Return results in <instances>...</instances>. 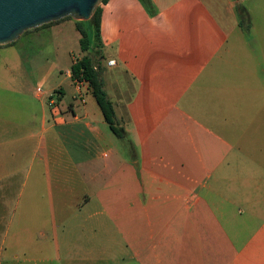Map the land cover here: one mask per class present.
Returning a JSON list of instances; mask_svg holds the SVG:
<instances>
[{"label": "crops", "instance_id": "0c3cea01", "mask_svg": "<svg viewBox=\"0 0 264 264\" xmlns=\"http://www.w3.org/2000/svg\"><path fill=\"white\" fill-rule=\"evenodd\" d=\"M150 1L154 16L139 0L100 4L105 64L132 83L109 101L134 161L88 86L68 71L71 102L60 85L36 88L31 100L20 68L33 80L29 60L15 42L0 46V95L15 96L0 98V227L15 224L26 244L39 241L34 233L50 241L27 262L264 264V121L248 133L231 121L247 114L252 94L221 57V10L216 0L215 10L205 0ZM64 23L22 35L39 39Z\"/></svg>", "mask_w": 264, "mask_h": 264}, {"label": "rangeland", "instance_id": "374dc122", "mask_svg": "<svg viewBox=\"0 0 264 264\" xmlns=\"http://www.w3.org/2000/svg\"><path fill=\"white\" fill-rule=\"evenodd\" d=\"M205 1H208V4H210L214 10L216 9V6L212 5L211 1ZM216 1V5L221 10V13L217 12V14H219V20L228 33V43L225 50L221 52V57L227 59L231 64L236 66L237 88L241 89V92L246 88L252 94V98L247 99V102H251V107L247 109V114L235 112L231 114V121L246 128L245 130H247L248 133L253 128L255 131L260 126L261 122L264 121V115L260 112L264 104V0ZM237 6H243L247 10L249 21L248 29L245 28L247 19L244 14L240 16L237 13ZM240 18L243 21V26L241 27L238 25V22L241 20ZM59 22L65 23L62 24L59 29L55 30L52 35L41 36L39 39L36 38L34 40H29L28 37L22 35L15 41L24 59L29 60V69L33 71L31 76L34 78L31 80L26 75L27 73L24 66H20L21 74L23 78H26V83L23 84V92L28 94L29 98L34 95L36 88L44 91L47 86L53 88L59 85L62 86V88L66 90V95L63 99L65 103L71 102V98L75 94V86L71 83L72 81L67 76V72L73 61L82 58L84 55H88V53L80 50V35L75 29V21L66 19ZM82 27L87 37L92 38L90 23L88 21H83ZM12 53L13 51H9L7 57L14 59ZM4 56H6V54L1 53L0 74L2 73L1 66L3 65ZM97 62L101 68V79L105 91L108 94V99L116 103L115 99L117 97L124 99L128 96L130 91L129 88L132 83H128L124 73H122V71L115 72L107 68L105 58H97ZM240 68L246 70V76H244ZM230 70H232V68H227L222 74L225 76L224 79L231 82L232 78L228 75ZM28 74L30 75V72H28ZM9 97L13 98L15 96L0 95L2 99H8ZM240 99L243 100L244 98ZM241 100H237V107H239V109L241 105L244 106L243 101L239 102ZM116 123L119 127L123 129L126 128L124 117L123 120L116 121ZM107 131L110 132L108 129ZM255 134L257 135L258 133L255 132ZM250 137L260 139V137H255L253 135ZM114 138L116 137L114 136ZM116 142L119 148L126 150L123 140L116 138ZM102 153L106 154L107 150H102ZM135 153L137 155V152ZM7 214V212L4 213L5 218ZM20 229L21 228H17L15 224H12L7 231L6 227L1 224L0 264H69V262L64 261L65 259L56 260L54 262H27L24 260L25 257L37 258V253L46 251L45 248L49 246L50 241L49 239H40L41 237L34 233V239H39V241L26 244L25 242H21L17 235ZM71 245L72 243L70 242L66 245L60 244V249L64 251L65 246H68L67 248L69 249Z\"/></svg>", "mask_w": 264, "mask_h": 264}, {"label": "trees", "instance_id": "16d2710c", "mask_svg": "<svg viewBox=\"0 0 264 264\" xmlns=\"http://www.w3.org/2000/svg\"><path fill=\"white\" fill-rule=\"evenodd\" d=\"M107 0H102V3H105ZM140 3L144 6L146 11L150 16H154L155 12L153 10V6L150 0H139ZM236 1V0H234ZM237 13L241 16H244L247 19V23L245 28H249V21L247 10L243 6H237ZM100 6L97 7L93 16L88 20L91 25L92 30V38L87 37L86 32L82 27L83 21H75V29L79 33V46L82 52L88 53V55H84L82 58L77 59L72 62L69 68L70 77L73 81L81 82L84 81L87 83L91 95L94 98L100 112L102 114L104 122L108 125L109 130L113 133V135L119 139L123 140L125 143L126 152L130 158V160L134 161L137 159L135 147L132 142L128 139L127 134L125 133L122 127H119L115 120L114 110L112 103L109 101L106 92L103 87V81L101 79V68L97 62L98 59H104L102 54V47L100 44ZM71 19L69 17L58 20L56 22H51L45 24L41 27L48 26L54 23H57L62 20ZM241 19V18H240ZM238 25L243 26L242 19L238 22ZM40 28V27H39ZM37 29V28H36ZM28 32V31H26ZM24 32V33H26Z\"/></svg>", "mask_w": 264, "mask_h": 264}, {"label": "water", "instance_id": "95a60500", "mask_svg": "<svg viewBox=\"0 0 264 264\" xmlns=\"http://www.w3.org/2000/svg\"><path fill=\"white\" fill-rule=\"evenodd\" d=\"M102 0H0V46L64 18L88 21Z\"/></svg>", "mask_w": 264, "mask_h": 264}, {"label": "built area", "instance_id": "2783aa9c", "mask_svg": "<svg viewBox=\"0 0 264 264\" xmlns=\"http://www.w3.org/2000/svg\"><path fill=\"white\" fill-rule=\"evenodd\" d=\"M115 63H114V61L113 60H108L107 62H106V65L107 66H113ZM74 83H75V85L79 88V87H84V86H88L87 85V83L86 82H84V81H81V82H76V81H74ZM54 103H51V105H53Z\"/></svg>", "mask_w": 264, "mask_h": 264}]
</instances>
